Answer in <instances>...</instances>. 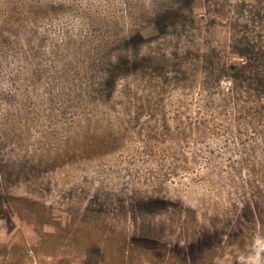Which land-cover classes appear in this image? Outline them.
Segmentation results:
<instances>
[{
	"label": "rangeland",
	"instance_id": "rangeland-1",
	"mask_svg": "<svg viewBox=\"0 0 264 264\" xmlns=\"http://www.w3.org/2000/svg\"><path fill=\"white\" fill-rule=\"evenodd\" d=\"M0 264H264V0H0Z\"/></svg>",
	"mask_w": 264,
	"mask_h": 264
}]
</instances>
